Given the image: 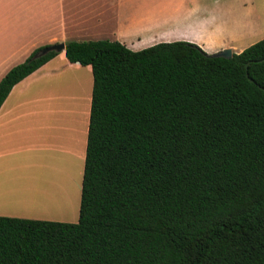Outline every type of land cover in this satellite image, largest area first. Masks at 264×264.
Here are the masks:
<instances>
[{
	"label": "trees",
	"instance_id": "16d2710c",
	"mask_svg": "<svg viewBox=\"0 0 264 264\" xmlns=\"http://www.w3.org/2000/svg\"><path fill=\"white\" fill-rule=\"evenodd\" d=\"M40 47L0 105L56 54ZM63 53L92 77L77 220L0 215V264H264V37L228 57L184 40Z\"/></svg>",
	"mask_w": 264,
	"mask_h": 264
},
{
	"label": "crops",
	"instance_id": "0c3cea01",
	"mask_svg": "<svg viewBox=\"0 0 264 264\" xmlns=\"http://www.w3.org/2000/svg\"><path fill=\"white\" fill-rule=\"evenodd\" d=\"M196 2L197 0H0V77L11 66L23 61L36 47L56 42L106 39L118 41L131 50H139L157 42L184 40L198 45L207 53L226 47L231 52H239L245 48L244 45L236 48L232 45L244 36L217 42L209 37V34L215 33L209 26L212 23L211 16L204 8L196 11ZM171 23H186L187 27L171 29L172 26L168 27ZM203 34L208 38L202 36L204 41L200 42L198 36ZM210 43L217 46L213 48ZM56 58L58 65L53 63ZM87 66L89 67L67 61L63 51H60L15 83L1 103L0 215L49 219L48 216H43L45 214H39L47 203L50 204L52 191V182L47 183L46 179L52 172L53 161H43L44 151H50L54 155L56 152L68 153L67 159L72 163L73 156H78L70 144V138L67 143L60 141V135H54L53 139L51 137V128L58 129L60 126L46 125L44 120L46 114L51 112L53 97L51 90L46 92V88L51 87L50 78L62 68L86 74ZM91 82L92 77L85 82L87 89L79 88L78 94V98L83 100L81 112L85 115L83 143L86 142ZM58 156L60 154L56 155ZM61 171L62 169L53 174L55 182H59L56 185L59 190L63 177Z\"/></svg>",
	"mask_w": 264,
	"mask_h": 264
},
{
	"label": "rangeland",
	"instance_id": "374dc122",
	"mask_svg": "<svg viewBox=\"0 0 264 264\" xmlns=\"http://www.w3.org/2000/svg\"><path fill=\"white\" fill-rule=\"evenodd\" d=\"M196 5V11L204 8L206 13L211 16L212 23L209 26L212 27V32L215 33L209 34V37L211 36V38L215 39V42L225 38L244 36L238 43H233L232 45L235 48L241 45L246 47L264 37V0H197ZM169 26H172V28ZM184 26L186 28L187 24L171 23L168 25L171 29L183 28ZM202 36H206V34L198 36V40L200 37V42L204 41ZM206 38L208 37L206 36ZM210 46L215 48L217 45L210 43ZM61 62L65 63V60ZM53 63L54 65L59 64L57 58ZM86 71H88L86 74H82L77 70H65L62 68L50 78L51 87L48 86L46 88V92H49V89L51 90L53 97L51 99V112L46 114L44 120L46 125L51 124L52 127L60 126L58 129L57 127L55 129L51 128V137L53 139L54 135H60L61 140H59H64L67 143H69L70 138V144L78 156H73L74 161L72 163L71 160L67 159L68 153L56 152L54 155L50 151H44L43 161L45 163L53 161L51 164L53 165L52 174L49 173L46 179L47 183L49 181L52 182V191L50 204H47L42 210L43 212L39 214H45L43 216H48V220L63 222H76L77 220L85 145L82 136L85 120V115L81 112L83 100L81 97L78 98V94L79 88L80 90L87 89L85 82H88L91 77L88 66ZM47 129L45 131L46 135L49 133ZM58 154L60 156L56 157ZM39 164L40 157L38 156ZM60 169H62L61 174L63 177L61 189L59 190L56 187L59 182H55L56 177L53 174ZM47 200L49 201V198Z\"/></svg>",
	"mask_w": 264,
	"mask_h": 264
},
{
	"label": "water",
	"instance_id": "95a60500",
	"mask_svg": "<svg viewBox=\"0 0 264 264\" xmlns=\"http://www.w3.org/2000/svg\"><path fill=\"white\" fill-rule=\"evenodd\" d=\"M64 49V43L62 42H56V43H51V44H46L41 46L39 49H37L31 56L32 59L38 58L40 56H43L49 51H54V52H60L63 51ZM217 56H222V57H228L231 54V51L229 48H223L220 51H217L216 53H213Z\"/></svg>",
	"mask_w": 264,
	"mask_h": 264
},
{
	"label": "bare ground",
	"instance_id": "6f19581e",
	"mask_svg": "<svg viewBox=\"0 0 264 264\" xmlns=\"http://www.w3.org/2000/svg\"><path fill=\"white\" fill-rule=\"evenodd\" d=\"M46 204V203H45ZM48 204V203H47Z\"/></svg>",
	"mask_w": 264,
	"mask_h": 264
}]
</instances>
